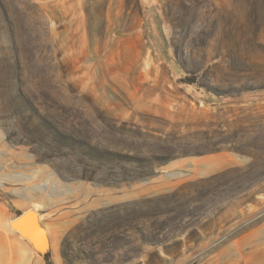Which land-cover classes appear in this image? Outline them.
<instances>
[{
	"label": "rangeland",
	"instance_id": "rangeland-1",
	"mask_svg": "<svg viewBox=\"0 0 264 264\" xmlns=\"http://www.w3.org/2000/svg\"><path fill=\"white\" fill-rule=\"evenodd\" d=\"M0 201L65 264H264V0H0Z\"/></svg>",
	"mask_w": 264,
	"mask_h": 264
},
{
	"label": "crops",
	"instance_id": "crops-1",
	"mask_svg": "<svg viewBox=\"0 0 264 264\" xmlns=\"http://www.w3.org/2000/svg\"><path fill=\"white\" fill-rule=\"evenodd\" d=\"M226 159L223 156L212 157L206 160L195 161L194 163L188 162V160H178L176 163L169 166L167 170L175 171L177 177L175 179H169L168 174L163 175L151 182L146 183L144 186L130 185L119 192L109 194L108 199L104 193L98 194L91 201L87 202L86 206L81 210L87 212L88 210H98L105 207L107 204H124L134 201L141 197L155 196L161 194L168 187L175 185L177 179L181 177V167L186 170L190 168L189 175L194 174L195 177L205 176V173L215 163H225ZM166 170V171H167ZM187 171V170H186ZM180 174V175H178ZM186 174V173H185ZM187 175V174H186ZM181 181V180H180ZM31 207L26 208L24 211ZM0 264H46V256L40 254L31 242L23 238L21 233L14 230L10 225V220H13L17 215L10 217L9 209L0 201ZM23 211V212H24ZM77 211V210H76ZM70 212H65L57 217L61 224L68 223L70 218ZM78 218V217H76ZM66 223V224H67ZM48 244L49 253L51 255L50 260L53 264H65V257L62 252L61 239L58 245L53 244V240L50 238ZM46 242L44 243V245ZM47 249V248H46ZM45 249V250H46ZM44 250V251H45ZM160 257H172L178 260V264H181V256L179 252H168L164 249H157ZM177 254V256H175ZM147 258V256H145ZM141 264H162L154 263L151 260L143 261Z\"/></svg>",
	"mask_w": 264,
	"mask_h": 264
},
{
	"label": "water",
	"instance_id": "water-1",
	"mask_svg": "<svg viewBox=\"0 0 264 264\" xmlns=\"http://www.w3.org/2000/svg\"><path fill=\"white\" fill-rule=\"evenodd\" d=\"M10 225L14 230H19L21 235L27 237L40 254H46L48 252L49 237L46 228L42 225L39 219V213L37 211L29 208L26 211L19 213L15 218H13ZM41 236L44 241L46 240V244L44 246H40L38 243Z\"/></svg>",
	"mask_w": 264,
	"mask_h": 264
},
{
	"label": "trees",
	"instance_id": "trees-1",
	"mask_svg": "<svg viewBox=\"0 0 264 264\" xmlns=\"http://www.w3.org/2000/svg\"><path fill=\"white\" fill-rule=\"evenodd\" d=\"M49 253H47V257H48Z\"/></svg>",
	"mask_w": 264,
	"mask_h": 264
}]
</instances>
